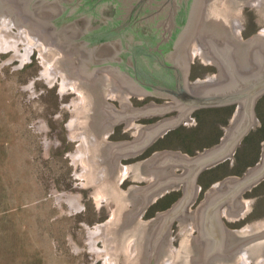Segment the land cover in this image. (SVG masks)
I'll return each instance as SVG.
<instances>
[{
    "label": "water",
    "instance_id": "1",
    "mask_svg": "<svg viewBox=\"0 0 264 264\" xmlns=\"http://www.w3.org/2000/svg\"><path fill=\"white\" fill-rule=\"evenodd\" d=\"M163 1L0 0V48L15 50L25 62L37 47L50 80L60 75L64 89L82 96L73 120L74 135L82 140L74 159L77 178L83 187L101 185L94 194L98 206L118 203L109 220L88 229L89 250L97 254L94 264H213L234 253L231 259L242 256V264H262L264 218L231 229L223 216L234 221L252 211L254 200L242 194L264 179V142L255 167L213 184L199 206H191L202 188L200 175L231 157L261 125L255 106L264 92V28L245 41L260 45L252 49L255 70L243 73L231 56L243 23L236 6L226 0L218 12L204 16L210 0H169L171 5L160 8ZM148 8L153 12L141 14ZM260 10L264 13V2ZM212 35L219 36L218 42ZM202 43L205 57L214 52L229 75L215 88L194 87L189 80L190 52ZM241 48L238 59L246 67L250 54ZM127 94L171 98L174 104L131 108ZM233 103L242 108L220 144L195 156L165 150L121 164L185 119V125L197 124L191 118L197 109ZM154 115L163 119L141 120ZM122 122L123 132L135 125L132 135L137 137L108 141ZM181 184L182 196L171 208L142 220L152 203Z\"/></svg>",
    "mask_w": 264,
    "mask_h": 264
},
{
    "label": "rangeland",
    "instance_id": "2",
    "mask_svg": "<svg viewBox=\"0 0 264 264\" xmlns=\"http://www.w3.org/2000/svg\"><path fill=\"white\" fill-rule=\"evenodd\" d=\"M260 11L255 18L243 15L242 24L253 27L243 40L264 28V13ZM81 99L78 90L62 87V76L50 80L37 47L25 62L15 50L0 48V264L95 263L97 254L89 250L88 229L109 220L118 203L98 206L94 194L101 185L83 187L77 178L74 159L82 140L74 135L73 120ZM236 110L235 105L196 110L191 118L197 124L185 125V119L167 134L161 147L159 144L148 156L138 159L142 161L165 150L195 156L214 147L221 143ZM256 116L261 125L253 127L235 153L202 174L197 182L202 188L192 210L213 184L230 176L242 177L249 167L260 162L263 101ZM125 125H116L107 140L136 138L132 133L137 128L123 132ZM138 161L122 158L121 164ZM183 191L181 184L178 190L162 195L156 205L154 202L147 208L142 220L171 208ZM242 196L253 199L254 206L243 219L230 221L223 216L231 229H241L264 218V179Z\"/></svg>",
    "mask_w": 264,
    "mask_h": 264
},
{
    "label": "flooded vegetation",
    "instance_id": "3",
    "mask_svg": "<svg viewBox=\"0 0 264 264\" xmlns=\"http://www.w3.org/2000/svg\"><path fill=\"white\" fill-rule=\"evenodd\" d=\"M225 1L226 0L205 1V5H204V9H203V15L205 16V15H208L211 13L215 14V12H218V9H219L218 6L222 5ZM227 2H230L231 4L236 6L239 15H246L247 14L248 16L246 18H255V17L260 16V13H261L260 7H261L262 3L264 2V0H229ZM166 4L171 5V1L164 0L161 3L160 8H162ZM140 12H141V14H144L145 16H147L148 13H152L153 10L148 8V9H145V10L140 11ZM251 22H252V19H251ZM251 24H253V23H251ZM223 26H224V24H223ZM141 27H143V29L141 28L142 30L146 29L144 25ZM239 28H240L239 29L240 33H238L239 34L238 38H237L238 42H236L237 44H235V46H236L235 50L233 49L234 51L231 52V56H232L233 61L234 60L236 61V66H237L238 71L240 70L243 73H249L251 71H254L256 68V64L252 63L253 58H251L253 45H260V44H258L259 43L258 42L255 44L253 43L251 45H246L245 41H247V40H243V38L246 37V34L249 33L250 29H253V27L250 28V25H248V26L243 25L242 21H240ZM225 36H227V35H225ZM213 37H214L213 39L216 40V39H218L219 36H213ZM261 37L264 38L263 35ZM240 38H242V39H240ZM228 40H230V38ZM215 42H218V41L216 40ZM202 45H203V43L197 44L195 50L193 52H190L191 63H190L189 80L191 81V84L194 87L200 86V84H204V85H208L211 88H215L217 85L224 83L226 81V79L229 78V75L227 77L225 76L226 75L225 71L223 70V67L220 64V62L218 61L217 56H216V54H214V52L209 50V52H211L210 53L211 55L209 57H205V55H204L205 48ZM207 48H208V46H207ZM239 48H241L242 51H247V53L249 52V54H250V57L248 59L249 64L246 65V67H243V65L239 62V59H238L239 58V55H238V49ZM197 59L199 61H197ZM127 96H128L127 99H129V102H127V104L129 105L128 107L132 106L131 108H134V107H136V108L151 107L152 108V107H156V106H160V105H172V104H174V102L171 98H163V97L150 95V94H143V95L127 94ZM261 101L264 102V92L258 97L255 109H257L259 107ZM233 105L236 106V109L242 108L241 104L233 103V104H229V105H225V106L204 107V108H199L197 110L214 109V108H217V109L218 108H225V109H227L228 107H231ZM173 111H177V110H173ZM168 113H170V112H168ZM162 119H163V115H154V116L142 118L141 120L145 121L146 123L151 122L153 124V123H156ZM136 120H139V119H136ZM134 126L135 125H132V126L128 127V129L133 128ZM141 126H143V125H141ZM174 129H172V130H174ZM172 130H170V131H172ZM168 133H166L163 136H160L151 146H149L147 149H145L141 153H139L135 156L129 157L128 159H130V160L136 159L137 161L138 160L141 161V159L143 157L148 156L152 150L158 148L159 144H160V147L162 146L163 140H164V138H166ZM138 158H141V159H138ZM201 175H200V177H201ZM200 177H199V179H200ZM199 179H198V181H199ZM155 202L156 203H154V205H156L158 201L156 200ZM197 232H198V228H197ZM197 236H198V233L196 236L194 235L195 240H196ZM235 254L236 253L232 254L230 257L216 258L214 260L213 264H242L243 263L242 256L241 257L237 256L236 258L231 259V257Z\"/></svg>",
    "mask_w": 264,
    "mask_h": 264
},
{
    "label": "trees",
    "instance_id": "4",
    "mask_svg": "<svg viewBox=\"0 0 264 264\" xmlns=\"http://www.w3.org/2000/svg\"><path fill=\"white\" fill-rule=\"evenodd\" d=\"M174 132H175V131H173V134H174ZM210 169H211V168L206 169L204 172H206V171H208V170H210ZM213 171H214V170H213ZM204 172H203V173H204ZM203 173H202V174H203ZM201 176H202V175H201Z\"/></svg>",
    "mask_w": 264,
    "mask_h": 264
},
{
    "label": "bare ground",
    "instance_id": "5",
    "mask_svg": "<svg viewBox=\"0 0 264 264\" xmlns=\"http://www.w3.org/2000/svg\"><path fill=\"white\" fill-rule=\"evenodd\" d=\"M32 50H33V48H32ZM32 50H31V52H30V55H31V53H32ZM30 55H29V56H30Z\"/></svg>",
    "mask_w": 264,
    "mask_h": 264
}]
</instances>
